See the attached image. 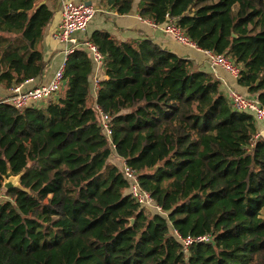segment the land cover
<instances>
[{"label":"trees","instance_id":"obj_1","mask_svg":"<svg viewBox=\"0 0 264 264\" xmlns=\"http://www.w3.org/2000/svg\"><path fill=\"white\" fill-rule=\"evenodd\" d=\"M135 0H101L128 15ZM55 0H0V85L41 78ZM139 15L174 19L197 46L228 57L237 84L264 107V0H141ZM104 57L97 105L94 64L77 49L59 95L18 110L0 101V264H264V139L233 110L221 82L152 40L89 37ZM112 156L137 174L165 215L140 205ZM22 189L4 191L8 175ZM131 220L134 223L131 224ZM209 235L188 252L172 234Z\"/></svg>","mask_w":264,"mask_h":264},{"label":"built area","instance_id":"obj_2","mask_svg":"<svg viewBox=\"0 0 264 264\" xmlns=\"http://www.w3.org/2000/svg\"><path fill=\"white\" fill-rule=\"evenodd\" d=\"M98 11L99 10L93 5H87L84 2L75 3L64 0L62 2L61 9V23L53 36L54 39L64 47L63 65L55 72L54 76L47 84H43L31 89L25 88V84H27V82L19 86H15L11 91L10 97L5 102L13 105L18 110H24L30 107L39 108L43 107L40 106V104L46 105L48 102H51L59 95L60 91L62 90L66 62L77 49H86L94 66H102L104 57L101 55L98 49L92 43H82L78 39V35L87 33L90 23L94 20ZM152 25L155 28L162 27V30L166 34L171 35L177 43L197 48V46L180 30L174 19L169 20V22L161 26H157L153 23ZM204 53L213 68H221L231 77L238 79L240 69L228 57L208 50H205ZM100 88V81L98 79H93L91 90L96 96ZM226 97L228 98L233 110L239 113L251 114L256 124L259 122H264V107L258 102L256 98L247 96L233 89L228 91ZM94 107L99 115L102 130L114 149L112 143V119L108 114L102 111L97 103L94 104ZM260 139H264V130L263 132L258 131V134L255 137V140L257 141ZM120 162L121 172L129 182V193L131 194L132 198L140 205V207L146 208L148 210H154L156 213L166 216V213L163 212L162 209L156 204L152 196L148 192L141 189L137 174H135V172L129 166H127L124 160L121 159ZM2 199L4 198L0 196V200ZM174 233L175 234L173 235L182 244L183 250L185 252H188L189 249L195 244L209 243L213 240L212 236L209 235L200 237L187 236L186 238H183L176 231H174Z\"/></svg>","mask_w":264,"mask_h":264},{"label":"crops","instance_id":"obj_3","mask_svg":"<svg viewBox=\"0 0 264 264\" xmlns=\"http://www.w3.org/2000/svg\"><path fill=\"white\" fill-rule=\"evenodd\" d=\"M63 1L64 0H55V2L52 3L55 15L45 30L43 41L41 43V49L44 59L48 63V67L41 78L27 81V84H25L26 89L47 84L52 79L55 72L64 63V47L53 37L61 23ZM68 1L75 3H92V5L99 10L94 20L90 23L87 33L78 35V39L82 43L87 42L86 40L97 32H106L120 42L152 40L164 50L171 51L179 57L193 61L198 70L206 72L219 80L221 82V92H223L224 95H227L230 89L237 90L243 94L247 93L245 89L237 84V79L231 77L221 68H213L203 50L177 43L171 35L166 34L162 30V27L155 28L150 21L143 20L139 15L141 0L134 1L133 10L128 15H118L114 10L102 4L101 0ZM93 79H98L99 81L106 79L103 65L94 66L91 89ZM1 86L2 85H0V101H6L10 97L12 89H6L4 86ZM91 96L93 104H95L97 96L92 90ZM250 96L255 97L253 95ZM40 106H44V104H40ZM256 125L257 129H264V122H259ZM118 160L121 161V159ZM0 196L3 197L4 200L7 198L5 193H2Z\"/></svg>","mask_w":264,"mask_h":264},{"label":"water","instance_id":"obj_4","mask_svg":"<svg viewBox=\"0 0 264 264\" xmlns=\"http://www.w3.org/2000/svg\"><path fill=\"white\" fill-rule=\"evenodd\" d=\"M87 5H92V3H86ZM3 189L5 191L9 190H14V189H22L21 184H20V176H11L10 174L8 175L7 179H5L4 184H3ZM134 223V220H131V224Z\"/></svg>","mask_w":264,"mask_h":264},{"label":"rangeland","instance_id":"obj_5","mask_svg":"<svg viewBox=\"0 0 264 264\" xmlns=\"http://www.w3.org/2000/svg\"><path fill=\"white\" fill-rule=\"evenodd\" d=\"M1 87H2V86H1ZM242 94H243V93H242ZM245 95L250 96L249 93H245ZM263 130H264L263 128H261V129L259 128V129H258L259 132H263ZM112 161H113L116 165L121 166L120 161H119L118 158H116L115 156H112ZM5 200H6V201H8V200L12 201V199H11L10 197H8V196H7V198H6ZM150 211H152V212L155 213L154 210H150ZM172 234H175L173 230H172Z\"/></svg>","mask_w":264,"mask_h":264}]
</instances>
